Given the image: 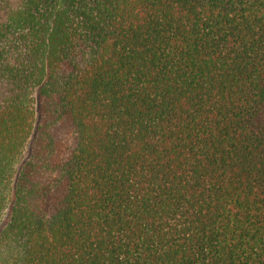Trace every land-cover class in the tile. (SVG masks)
I'll use <instances>...</instances> for the list:
<instances>
[{
    "label": "trees",
    "instance_id": "obj_1",
    "mask_svg": "<svg viewBox=\"0 0 264 264\" xmlns=\"http://www.w3.org/2000/svg\"><path fill=\"white\" fill-rule=\"evenodd\" d=\"M11 201L0 264H264V0H0Z\"/></svg>",
    "mask_w": 264,
    "mask_h": 264
},
{
    "label": "rangeland",
    "instance_id": "obj_2",
    "mask_svg": "<svg viewBox=\"0 0 264 264\" xmlns=\"http://www.w3.org/2000/svg\"><path fill=\"white\" fill-rule=\"evenodd\" d=\"M37 121H38V116H37ZM28 153H29V147L27 146V148L25 149V153H24V157H23V160L22 162L17 166V170H16V173L14 175V178H13V187H15V183L17 181V178H18V175H19V172L22 168V165L24 163V161L27 159L28 157ZM11 205H12V201L9 203V206L7 208V210L5 211V213L3 214L1 220H0V232L2 229H4L10 222V219H11Z\"/></svg>",
    "mask_w": 264,
    "mask_h": 264
}]
</instances>
